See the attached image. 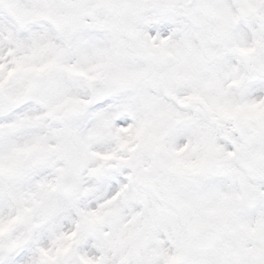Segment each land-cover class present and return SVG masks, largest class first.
Here are the masks:
<instances>
[{
	"label": "snow or ice",
	"instance_id": "obj_1",
	"mask_svg": "<svg viewBox=\"0 0 264 264\" xmlns=\"http://www.w3.org/2000/svg\"><path fill=\"white\" fill-rule=\"evenodd\" d=\"M0 264H264V0H0Z\"/></svg>",
	"mask_w": 264,
	"mask_h": 264
}]
</instances>
